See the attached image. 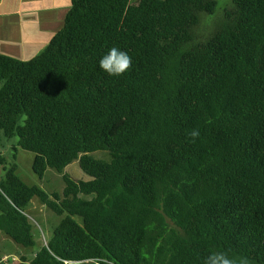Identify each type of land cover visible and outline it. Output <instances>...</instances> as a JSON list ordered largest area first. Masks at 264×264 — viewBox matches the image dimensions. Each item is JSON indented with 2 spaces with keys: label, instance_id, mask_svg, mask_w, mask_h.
Wrapping results in <instances>:
<instances>
[{
  "label": "trees",
  "instance_id": "obj_1",
  "mask_svg": "<svg viewBox=\"0 0 264 264\" xmlns=\"http://www.w3.org/2000/svg\"><path fill=\"white\" fill-rule=\"evenodd\" d=\"M216 7L70 0L35 57L0 54V129L37 177L64 182L49 194L2 162L0 231L35 246L34 197L61 216L32 258L2 264H203L213 251L264 264V0H231L200 38ZM113 47L132 60L121 76L99 67ZM74 160L89 180L63 173Z\"/></svg>",
  "mask_w": 264,
  "mask_h": 264
},
{
  "label": "rangeland",
  "instance_id": "obj_2",
  "mask_svg": "<svg viewBox=\"0 0 264 264\" xmlns=\"http://www.w3.org/2000/svg\"><path fill=\"white\" fill-rule=\"evenodd\" d=\"M136 0H130L131 4H134ZM231 6V0H217L216 11L213 14L200 13V20L197 27L199 29L197 33L200 38H204L207 32L212 30L215 23L222 17V11L227 7ZM1 85V83H0ZM17 137H7L4 135L0 129V180L4 176L3 164L16 163L17 171L16 173L19 177L28 184H34L39 186L45 192L51 194L52 192L61 193L64 186L62 179V173L54 169H47L44 175L39 178L32 171V157L33 154L27 150L19 148L17 145ZM16 155V157H14ZM89 155L94 159L110 160V156L106 151L98 150ZM63 173L67 174L74 180H89L90 177L85 174L77 160H74L69 165H67ZM25 213L29 216L30 221L34 224V238L35 246L33 247H23L16 244L10 237L4 236L0 237V257L4 256V253H12L17 255H6L8 258L11 256L18 262L22 256L26 257L28 260L32 258L33 254L39 248L40 244H45L46 241L52 234L53 229L59 223L61 216L53 213L46 206H44L37 197H34L30 203L25 208ZM3 233V232H0ZM22 253L23 255H18Z\"/></svg>",
  "mask_w": 264,
  "mask_h": 264
},
{
  "label": "crops",
  "instance_id": "obj_3",
  "mask_svg": "<svg viewBox=\"0 0 264 264\" xmlns=\"http://www.w3.org/2000/svg\"><path fill=\"white\" fill-rule=\"evenodd\" d=\"M69 6L70 0H0V54L35 57L62 28Z\"/></svg>",
  "mask_w": 264,
  "mask_h": 264
},
{
  "label": "clouds",
  "instance_id": "obj_4",
  "mask_svg": "<svg viewBox=\"0 0 264 264\" xmlns=\"http://www.w3.org/2000/svg\"><path fill=\"white\" fill-rule=\"evenodd\" d=\"M131 63V57L126 51L113 47L99 60V67L109 76H121L131 67ZM190 135L195 138L199 132L193 130ZM203 264H237V260L226 252L213 251L204 259Z\"/></svg>",
  "mask_w": 264,
  "mask_h": 264
},
{
  "label": "built area",
  "instance_id": "obj_5",
  "mask_svg": "<svg viewBox=\"0 0 264 264\" xmlns=\"http://www.w3.org/2000/svg\"><path fill=\"white\" fill-rule=\"evenodd\" d=\"M9 259L12 261H16V259L14 257L11 256L10 258H8V256L4 255V256L0 257V264L4 263L5 261H7Z\"/></svg>",
  "mask_w": 264,
  "mask_h": 264
}]
</instances>
